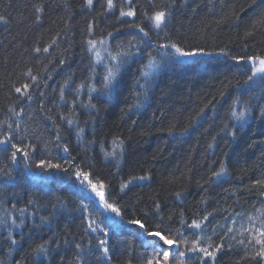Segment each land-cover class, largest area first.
I'll use <instances>...</instances> for the list:
<instances>
[{
  "label": "trees",
  "instance_id": "obj_1",
  "mask_svg": "<svg viewBox=\"0 0 264 264\" xmlns=\"http://www.w3.org/2000/svg\"><path fill=\"white\" fill-rule=\"evenodd\" d=\"M162 2L168 0H133L137 16L121 19L119 9L128 10L124 0H114L116 7L111 12L105 11L106 0H94L91 9L85 6L86 0H0V15L8 20L7 24L0 23V124L7 120L15 128V115L8 109L13 105L17 110L23 107L20 123L36 145L34 161L63 163L75 157L85 170L91 165L108 185L125 220L135 215L146 224L163 221L162 228L183 231L188 247L200 230L182 227L181 221L190 224L192 219L213 213L202 225L201 243L204 245L211 236L215 247L223 237L224 246L216 253L214 264H262L251 246L230 239L231 234L225 235V230L238 229L241 224L248 227V216L264 213V188L255 184L264 179V117L259 114L264 109V82L257 77L245 83L250 66L230 57H199L200 62L195 64L190 60L169 64L157 75L145 99L137 80L141 66L148 62L143 55L146 45L140 43L143 34L127 24L134 20L143 27L153 45L170 39L185 48L202 47L215 52L226 48L232 56L264 55V26L252 27L264 6L252 0H188L186 5L183 0H175L167 35L157 36L143 13L151 15V4ZM35 4L45 9L40 23H36ZM91 21H95V27L89 35ZM107 32L113 33L107 45L97 43L95 50L87 49L88 39L99 41ZM248 32L253 35L246 36ZM57 34V44L48 53L32 50L35 46L46 47ZM129 42L139 46L142 54L129 60L113 95L97 98L91 93L98 112L91 110L90 115L82 105L89 103L92 86L101 87L108 52L115 54L117 46L127 50ZM148 50L160 59L154 47ZM96 51L102 58L100 63H96ZM29 68L39 77L29 90L31 101L20 98L12 87L31 83L23 75ZM237 99L241 104H251L252 118L243 127L230 117V106ZM136 103L143 106L137 110L132 107ZM201 110L203 114L199 115ZM73 113L85 129L82 139L77 138L74 126L70 128L60 120L61 115L72 117ZM56 128L61 132V142L55 140ZM233 129L235 137L230 134ZM5 131L6 126L0 128V136ZM113 140L123 141V157L118 162L104 156L112 151ZM13 142H19L15 134ZM62 142L67 143L71 156L57 147ZM4 147L0 146V168L6 167L13 178L0 174V264H75V244L89 251V240L95 255L86 256V264H128L129 260L131 264H144L140 254L147 256L152 249L142 241L151 238L134 237L136 228L119 227L118 218L112 221L117 226L108 228L111 261L97 259V234L84 232L79 202L87 197L85 203L91 201L89 210L98 220L113 214L97 203L94 194L81 190L72 169H29L22 157L13 163L10 151H4ZM221 161L228 175L216 179L212 172L219 171ZM149 174L150 181L134 180L120 190L121 184L132 177ZM176 192L182 194L180 199L175 197ZM155 203L160 204L158 214ZM20 209H26L23 216ZM144 213L150 219L145 220ZM234 218L235 225L231 223ZM13 219L17 226H12ZM172 238L185 256L170 252V264H212L210 258L202 262L200 254L187 252L179 236ZM13 239L17 243L13 244ZM44 243L47 254H37L34 249Z\"/></svg>",
  "mask_w": 264,
  "mask_h": 264
},
{
  "label": "snow or ice",
  "instance_id": "obj_2",
  "mask_svg": "<svg viewBox=\"0 0 264 264\" xmlns=\"http://www.w3.org/2000/svg\"><path fill=\"white\" fill-rule=\"evenodd\" d=\"M99 2V0H96ZM124 3L128 5V10L125 11L123 7L119 9V17L122 19L124 17H136L137 12L136 9L132 6L133 0H124ZM188 0H183V4H187ZM253 4L259 3L260 5L264 6V0H252ZM94 5V0H86L85 6L91 9ZM102 7H104L102 5ZM116 7L114 0H106V12H111ZM153 9L151 15L147 11L143 13V16L147 18L150 22L152 29L156 31L157 36L164 34L167 35V29L169 27L170 18L173 15V10L176 8L175 0H168L167 3L162 2L161 4L157 5L155 3L151 4ZM251 7V5H249ZM34 11L36 13V23H40L42 14L44 13L45 9L42 4H35L33 5ZM0 23L7 24L8 20L5 16L0 15ZM258 25L264 26V12H262L260 19L253 23V29H255ZM95 27V21H91L88 23V33L89 35L93 34V29ZM129 29H136L139 33H142V38L140 43L146 45L145 51L143 53L144 56L147 57V63L141 66L139 71V79L137 80V84L143 90L144 97L147 99V93L150 90V87L153 81L156 79L157 75L166 68L169 64L175 63H183L190 60L193 64L199 63L200 61L197 59L199 57H213L217 55H222L225 57H230L232 60L236 61L238 64H247L249 65L250 75L247 76L245 83L249 81H255L258 77L261 82H264V55H246V56H232L230 52L226 48H222L219 52L215 51H207L202 47H189L185 48L180 45V43L173 42L168 39L164 43H156L153 45L152 39L149 36V33L145 31L143 27H140L138 24L135 23L133 20L131 23L127 24ZM120 31V29H117ZM253 35L252 32L246 33V36ZM113 36L112 32H107L106 36L99 41L96 39H88L87 40V49L89 51L95 50L97 43L101 45H107L108 40ZM143 37H146L147 40H144ZM59 38V34H57L56 38H53L51 43H49L46 47H39L35 46L32 50L39 54L41 52L48 53L49 49L52 48L54 45L57 44V39ZM155 48L157 55L160 56V59L157 60L152 51L148 49ZM118 50L113 54L111 51L108 52V61L104 64V75L101 81V87L96 88L92 86L89 91V103L87 105H82V107L88 108L90 110L89 114L91 115V110H96V105L93 104L92 95L91 93H96L97 98H107L113 95V93L119 87L121 82L123 72L126 66L129 63V60L133 56L141 55V49L139 46H135L132 42H129V47L127 50L120 49L117 46ZM133 48L135 50L133 51ZM107 51V48H105ZM96 63L101 62V56L99 51L95 52ZM26 77H28L31 83H21L19 87L13 85V90L15 93L20 95V98H26L28 101L33 99V94L29 91L34 85L37 84L39 77L33 74V70L29 68L26 73H24ZM141 80L143 83L141 84ZM81 88L84 87L83 84L80 85ZM42 97L43 93H39ZM223 95V94H222ZM61 100L64 99L63 91L60 93ZM19 102V101H18ZM106 102V101H105ZM143 105L140 103L134 104L132 107L136 108L137 110L141 108ZM41 110H43V104L40 105ZM73 107H75V102H73ZM240 108V110H237ZM251 104L250 102H244L241 104L240 100L237 99L233 101L230 106V117L236 123H238L241 127H243L250 118H252V114L250 111ZM131 110V109H129ZM8 111L15 115L16 123L15 128H13V123L9 121H4L3 124H0V128H4L6 126L7 131L0 136V146H5L3 148L4 151H10V159L13 163L17 161L18 156L22 157L25 161V167L31 168L35 167L41 170H56L58 172H68L69 169H72V175L75 176L76 180L79 183V186L82 191L90 192L94 194V197L98 198L97 203L103 206V208L113 214L111 217H105L103 220L96 219L92 212L89 210V203H85L84 199H81L79 204L80 208L79 211L82 214V221L86 225L84 227V232L86 233H93L96 235L97 240V249L100 253V256L97 259L102 258L105 261H111V255L109 254V227L115 228L117 225H114L112 221L118 218V226L123 227L124 225L134 226L136 231L132 233L134 237H150L149 240H143L142 244L146 248H151L152 251L145 256L144 253H141V257L143 258L144 264H170L169 260V253L172 251L178 252L180 257L185 256V251L179 250V244L177 243L176 239L172 238L173 236H179L182 242L185 245V249L187 252L191 253H198L200 254V258L203 262V258H210L212 264H214L216 253L219 252L223 248V237H219L221 239V243L217 244L213 247L211 243V236L207 237V242L202 245L201 243V233L203 232L202 225L204 222L208 221L209 216H212L213 213H208L204 215L202 219H192L191 223H187V221L182 220L181 225L182 227H187L190 229H197L200 232L196 233L197 239H195L191 247H188V241L184 238L183 231H175L171 229V227H161V224L152 225L151 223L146 224L142 221L141 218L133 215L130 219L125 220V213L121 207L117 206L118 202L113 199L111 192L108 190V185L105 181L100 178L99 174L95 172V169L89 165L87 170L82 167V161H77L75 157L71 159L65 160L63 163H53L51 159H40L38 162L32 159L33 153L36 152V145L32 143L28 136L25 135L27 129L21 127L20 117L24 113V108L19 107L17 110V106L13 105L8 109ZM203 114V110L199 115ZM261 117H264V109H260L259 112ZM76 114L73 113L72 117H66L64 115L60 116V120L66 123L70 128L74 126V130L76 132L77 138L82 139L85 129L80 127L79 122L77 119L73 117ZM45 119L50 120L51 117L46 116ZM55 121L53 124L55 125ZM87 124V122H85ZM174 127V126H173ZM228 126L225 125V128ZM184 131H187L185 129ZM14 134L19 137V142H13ZM55 140L57 142L62 141V136L59 128L55 129ZM172 129H169V135H172ZM230 134L235 137L236 132L235 130H230ZM35 136L36 134L33 133ZM215 138H213L214 140ZM113 148L110 152H105L104 156L105 159L113 158L117 162L122 159L123 157V141L113 140ZM7 146H10L7 147ZM57 147L62 149L63 152L69 153L71 156L69 147L66 142L57 143ZM213 145L209 144V148H212ZM31 162V163H29ZM0 174L3 177H7L8 179H12V173L6 167L0 168ZM228 175V170L226 167L225 162L221 161L219 164V171H213L212 177L219 179L222 176ZM210 177L209 179H211ZM152 179L151 175H142L138 177H132L131 180L127 181V183L121 184V191H124L125 188L128 187V184H131L134 180L140 181H150ZM256 185H259L261 188H264V179H258L255 181ZM202 187V186H201ZM181 193L176 192L175 197L177 199L181 198ZM261 195L264 196V192H261ZM154 210L158 214L160 210V204H154ZM21 216L24 215L26 209H20ZM181 215H183L181 213ZM236 217L240 216V213L235 214ZM144 219H150L148 213H144ZM249 226L245 227L241 224L240 228L236 229L234 227H227L225 230V235L231 234L230 239L237 240L239 244L245 246H251L253 249L254 257L258 258L262 264H264V213H261L259 216H248ZM7 223V221H3ZM231 223L235 225L237 223L236 219L234 218ZM21 224H23V220H21ZM12 226H17L15 219L12 220ZM214 231V230H213ZM167 232V235L162 233ZM247 233V235H245ZM11 235V232H9ZM12 243H17L16 240H12ZM176 245V248L173 249L171 246ZM59 246V245H57ZM168 246V247H166ZM75 248L78 250V254L75 257V264H86L85 257L88 255H95V253L91 252V240L88 241V248L89 251H86L84 247L81 246L80 243L75 244ZM34 251L37 254H47L48 247L47 243L38 245ZM128 264H131V260L128 261Z\"/></svg>",
  "mask_w": 264,
  "mask_h": 264
},
{
  "label": "rangeland",
  "instance_id": "obj_3",
  "mask_svg": "<svg viewBox=\"0 0 264 264\" xmlns=\"http://www.w3.org/2000/svg\"><path fill=\"white\" fill-rule=\"evenodd\" d=\"M171 247H172L173 249H175V248H176V245H172Z\"/></svg>",
  "mask_w": 264,
  "mask_h": 264
}]
</instances>
